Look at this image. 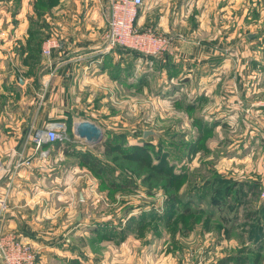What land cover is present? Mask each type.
Wrapping results in <instances>:
<instances>
[{
  "label": "rangeland",
  "instance_id": "1",
  "mask_svg": "<svg viewBox=\"0 0 264 264\" xmlns=\"http://www.w3.org/2000/svg\"><path fill=\"white\" fill-rule=\"evenodd\" d=\"M98 2L109 4V0ZM46 3L4 0L0 4V41L6 40L0 44L3 68L34 86L24 97L22 93L12 98L0 94V115H6V105L12 114L24 104V110L29 108L34 114L47 105L55 113L43 128L32 126L27 132L33 144L36 133L48 126L59 131V140L43 149L50 157L48 165L36 170L40 174L20 178L18 170L26 166L15 168L14 163L10 180L12 186L31 188L16 194L14 201L22 208L14 211L21 208L18 214L31 219L35 214L34 221L40 213L35 222L40 232L52 219L58 220L53 227L62 230L66 225L70 231L72 247L64 254L68 259L51 262L216 264L244 252L245 247L255 252L260 230L254 228L253 213L264 201V0H145L137 29L171 43L178 39L197 45L185 59L175 61H188L187 70H191L164 68L163 64L171 62L170 49L160 54L165 59L157 55L159 61L150 59L156 55L124 48L105 56L100 47L106 29L96 52L100 62L108 57L109 80L84 78L73 86L74 91L58 90L59 69L50 59L54 51L55 55L62 52L65 14L94 6V0ZM17 12L21 14L11 17ZM5 14L10 17L4 18ZM7 28L15 30L12 37ZM50 38L57 46L47 55L44 45ZM138 58H142L138 66L126 61ZM44 60L48 64L43 65ZM46 71L49 76L43 77L48 80H39L38 75ZM79 119L101 126L103 142L112 137L117 148L108 151L103 143L93 147L76 136L74 123ZM3 130L5 137L13 136L5 126ZM147 130L155 134L145 138ZM25 144L18 149L24 155L21 160L31 157L34 167L36 155L30 152L34 145ZM136 144L150 163L163 160L165 172L171 167L174 174L182 175L173 188L160 173L145 180L152 166L140 168L125 159ZM85 158L90 159L88 164ZM254 183L261 185L253 188ZM173 193L180 203L175 204ZM34 198L41 205H22ZM190 200L192 212L183 213ZM28 244L42 258L43 252ZM259 252L260 264H264V249Z\"/></svg>",
  "mask_w": 264,
  "mask_h": 264
},
{
  "label": "crops",
  "instance_id": "2",
  "mask_svg": "<svg viewBox=\"0 0 264 264\" xmlns=\"http://www.w3.org/2000/svg\"><path fill=\"white\" fill-rule=\"evenodd\" d=\"M3 2L4 0H0V4H2ZM107 6H108L107 2L100 4L98 0H94V6L90 4L86 8H75L74 10L69 11L68 14L67 13L65 14L64 17L65 20L63 24L61 23L63 26L62 35L65 40L63 45H61L62 52L59 55H55V51H54L53 57H51L50 59V62L52 64L56 63L59 69V72L57 74V78L60 82L58 85V90L64 89L66 91L67 90L71 91L73 90V86L74 88L77 86V82L83 80L84 78H87V80L89 81L94 80V76L97 77L96 78L97 80H101L103 77H106L105 79H107V81L109 80L108 63L110 62L108 63L106 62V60H108V57L104 58V62H100L101 59L99 58L100 59L99 60L97 58L99 54L98 52H96V49L99 48L100 44L102 43L100 34L108 28L107 27L108 19L106 13V11L108 10ZM19 14L21 13L20 12L13 13L11 14V17L13 16L17 17ZM3 16L4 18L10 17L8 14H5ZM6 31L9 32L8 35H10V37L13 36V32L15 33L14 29L7 28ZM5 41L6 40L0 41V44H2ZM196 48L197 45L192 46L190 41L187 40L180 41L178 39H175L174 41H172L171 46L169 48L170 49L169 55H171L170 56L171 62L169 64H163V66H165L164 68L169 70L175 69L177 71L186 68L185 71L183 69V72H187L191 70V68L187 70L188 68L187 66H189L188 61L184 62V64L183 63L176 64L175 61L176 60L181 61L182 58L185 59L184 56L190 55L189 54L190 49L192 50ZM116 49H120V48H116ZM108 54H103V55L107 56ZM159 57L161 59L164 58L162 55H160ZM1 58L2 57H0V67H1L0 75L3 81V85L0 86L1 96L12 98V96L14 97L15 95H17V93L24 94L33 85L29 87V80H23L19 76H17V79L14 78L15 76L13 75L12 72L13 70H8L7 68H3L4 62L2 61L4 60ZM142 58H138L134 60L129 59L126 61L127 62L130 61L131 63H133V65L138 66L140 63H142ZM12 60L15 61V59ZM44 61L42 63L43 65L48 64L47 60ZM122 63H124V61H122ZM98 70L101 71L99 72ZM86 71H88L89 74H86ZM90 71L91 72L94 71V72L91 73ZM165 71L167 70H164V72ZM45 75L49 76V72L46 71L45 74L38 75L39 80L42 78H46L45 80H48L49 77H43ZM5 77H7V83L4 84ZM14 79L18 80L20 83L16 84L17 81H15ZM128 82L131 83V79H129ZM24 96L25 94L22 95V97ZM200 98H202V96ZM24 101L25 100L22 101V104H24L23 103ZM24 106L25 104L19 106L18 107L19 109L17 111H14L13 109L12 110L13 112L11 114L9 113V105H6L5 107L6 115L5 116L0 115V230L2 232L4 231V232L16 233L21 239H24L28 243L31 242L32 245L39 252H43L42 258L38 257L37 264H53L51 261L55 259L63 262L65 259H68L66 255H64L65 252H70L68 251V249L72 247L70 231H66L65 228L66 225L62 227V230L61 227H58L57 230L51 224L58 222V220L52 219L50 222H48L49 225L47 227L43 226L44 232H40L41 229L36 228L35 222L37 219L41 217V214L36 213L35 221H34L35 214H33L32 219L31 217L25 218L24 214L22 213L18 214L22 206L18 205V203L14 201L17 197L16 194L21 192L24 193L31 189L26 186H19V187L16 185L12 186L14 181L10 182L12 176L14 175V174L12 175L11 172L14 169L13 167L15 163V158H17V155L21 153V152L19 153L18 150L19 146L24 142L26 143L25 144L26 147L28 145H30V147L31 145L32 146L34 145V148H31L30 152H32L33 157L35 155L36 157L33 159L34 167L30 166L29 170H27L28 168H26L27 167L26 166L20 168V170H18L19 172L16 171L18 172L19 175L18 177L22 178L21 176L23 175L28 176L29 174L36 175L35 173L40 174L36 170L39 167L40 169H44L45 165H48L50 161V157L46 156L44 154L45 151L43 150L47 142L43 143L39 148H37V146L35 145L36 143L33 142V144H31L33 140L28 137L27 132L30 130L32 126L34 128L37 127L36 129L43 128L46 124L50 123L51 119L55 116V113L51 111L48 105L42 109V112L39 111L38 113L35 114L33 113V110L29 111V108L24 110ZM8 115H11L10 117L11 120L8 119ZM3 120L6 121L5 124ZM81 120H88V119H79L77 121H81ZM4 126H5V130L9 129L10 130L9 132H12L13 136L10 137L4 136L3 133ZM8 126L10 128H8ZM26 128H27L26 134L22 139H19L25 132ZM44 173L45 172L43 170L42 174ZM14 177H16V175ZM17 187L20 190H17L16 189ZM31 192H34V190H32ZM40 193L42 192L40 191ZM38 201L39 200H36L34 198L32 202H24L22 203V205H27L28 203H30L32 208L36 205V203L41 205V201L39 202ZM18 207L21 208L17 211H14ZM76 233L77 230L75 231V234ZM62 236L67 238L64 240Z\"/></svg>",
  "mask_w": 264,
  "mask_h": 264
},
{
  "label": "built area",
  "instance_id": "3",
  "mask_svg": "<svg viewBox=\"0 0 264 264\" xmlns=\"http://www.w3.org/2000/svg\"><path fill=\"white\" fill-rule=\"evenodd\" d=\"M145 0H109L107 22L108 28L100 53L108 54L116 48L139 51L141 53L160 55L169 50L171 41L152 32H141L137 29L136 19ZM57 46L55 39H48L44 45V53L49 55ZM59 131L51 126L36 133L34 142L37 148L43 143H55L59 140ZM21 158H20V157ZM23 153L17 155L16 167L30 166L32 158L22 159ZM0 262L1 264H37L38 257L28 242L13 232L0 230Z\"/></svg>",
  "mask_w": 264,
  "mask_h": 264
},
{
  "label": "trees",
  "instance_id": "4",
  "mask_svg": "<svg viewBox=\"0 0 264 264\" xmlns=\"http://www.w3.org/2000/svg\"><path fill=\"white\" fill-rule=\"evenodd\" d=\"M41 1L43 3L47 2L46 3L47 5H54L59 0H56V1H53V0H37L38 4L41 3ZM48 1H49V3H48ZM144 3H145V1H144ZM142 7L140 8L139 15H138V17L136 19V25H137V22H138ZM37 8L38 7H36V9ZM30 33H31V35L35 36V32L34 31H32V32L30 31ZM126 50H128V49H126ZM130 51H134V50H130ZM134 52H137V51H134ZM150 59H152V60L154 59L155 61L158 60V58L157 57L155 58L154 56L153 57L150 56ZM103 144L105 145V148L108 151L109 150L112 151L113 148H117L116 146H118L117 140L114 143L112 137L111 138H107V140L105 142H103ZM194 148L197 150L198 145H194ZM141 149H143L142 146L140 144H136L135 148L132 151H130L132 154H130L129 151H127L128 154L125 155V157H126L125 159H128V160L132 159L133 160L132 162H137L138 165L140 166V168L148 166V165L152 166L149 175L145 176V180H150V178H152V177L155 178L160 173L159 174L160 177L166 176L167 180H165V181L163 180V181L168 183L169 186L173 188V182L177 181L179 179V177H181L182 175L174 174L173 170L171 169V167L169 168L168 172H165L164 163L162 162L163 160L160 163H155V162L150 163L147 154L140 152ZM85 160H86L85 163L88 164L90 159L89 158H85ZM260 185L261 184H259V183H254V184H252V187L255 188V187H258ZM171 196H172V199L174 200L175 204H178V203L181 202V199H180V197H178L177 193H173ZM191 204H192V200L188 201L184 205L185 207L183 208V213L192 212ZM258 205L259 206H258L257 212L253 213V215H255V218H256L255 221H257L256 224L254 225V228L256 230H260V236L258 235L259 234V232H258L257 237H256L257 240H256V243H255L256 244L255 248H257V250L255 252H252V248L250 246L249 247H245L242 250L245 253H248V255H244V252H239V254H235V256H226V257L222 258L216 264H260V261H261V258H262V256H261L262 252H259V251L264 249V222H263V218H264V201H260V203ZM197 212H196V214H197ZM144 219L145 218H143V220Z\"/></svg>",
  "mask_w": 264,
  "mask_h": 264
},
{
  "label": "water",
  "instance_id": "5",
  "mask_svg": "<svg viewBox=\"0 0 264 264\" xmlns=\"http://www.w3.org/2000/svg\"><path fill=\"white\" fill-rule=\"evenodd\" d=\"M74 134L81 139H84L87 144L98 147L105 138V132L101 126L90 120H82L74 123ZM155 134L152 130H147L144 137Z\"/></svg>",
  "mask_w": 264,
  "mask_h": 264
},
{
  "label": "bare ground",
  "instance_id": "6",
  "mask_svg": "<svg viewBox=\"0 0 264 264\" xmlns=\"http://www.w3.org/2000/svg\"><path fill=\"white\" fill-rule=\"evenodd\" d=\"M82 121V120H81Z\"/></svg>",
  "mask_w": 264,
  "mask_h": 264
}]
</instances>
